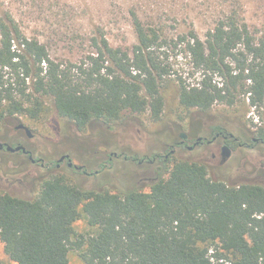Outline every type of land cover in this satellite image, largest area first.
<instances>
[{
    "label": "trees",
    "instance_id": "1",
    "mask_svg": "<svg viewBox=\"0 0 264 264\" xmlns=\"http://www.w3.org/2000/svg\"><path fill=\"white\" fill-rule=\"evenodd\" d=\"M131 15L133 57L95 36L96 51L79 66L53 60L11 14L1 18L0 121H39L46 100L81 131L97 122L111 127L127 115L160 120L162 87L174 73L156 54L168 42ZM172 43L173 50L184 46L192 64L186 78L171 80L182 109H254L262 123L256 135L264 139V30L233 9L204 39L193 28ZM81 221L91 233L77 231ZM0 241L16 264H69L72 252L84 264H264V186H230L212 180L205 164L185 160H175L149 191L86 190L56 175L33 199L0 192Z\"/></svg>",
    "mask_w": 264,
    "mask_h": 264
},
{
    "label": "rangeland",
    "instance_id": "2",
    "mask_svg": "<svg viewBox=\"0 0 264 264\" xmlns=\"http://www.w3.org/2000/svg\"><path fill=\"white\" fill-rule=\"evenodd\" d=\"M233 9L240 11L252 28L264 30V0H0V19L11 14L26 36L38 39L46 45L53 60L66 65L79 66L87 61V56L96 51L92 41L95 36L99 39L104 36L112 47L121 48L133 57L137 38L131 13L135 12L145 25L156 26L167 39L168 46L156 55L174 73L162 87L165 107L158 121H153L148 113L127 115L111 127L97 122L81 131L72 121L59 117L50 100H46L48 109L39 121L27 116L5 117L0 121V144L14 146L22 142L46 164L68 154L74 164L93 174L86 175L67 164L42 168L32 165L20 153L0 151V192L33 199L43 181L56 175H65L86 190L120 192L139 187L149 191L151 180L175 160H202L212 180L230 186L247 183L264 186L262 144L248 148L234 144L235 155L224 166L213 162L210 155L202 159V150L182 147H176V153L163 163L172 146L181 141V134L194 141L198 136L210 138L213 128H223L248 140L262 124L256 110L239 105H216L209 112L183 110L178 87L171 82L176 74L186 78L192 73L184 46L172 49L178 34L194 28L204 39L216 20ZM197 77L190 81L196 82ZM20 124L31 130L32 139L17 129ZM154 155L158 160L151 165L148 159ZM77 231L92 232L85 221L77 224ZM0 264H16L5 253L1 241ZM69 264L84 263L77 252H72Z\"/></svg>",
    "mask_w": 264,
    "mask_h": 264
},
{
    "label": "flooded vegetation",
    "instance_id": "3",
    "mask_svg": "<svg viewBox=\"0 0 264 264\" xmlns=\"http://www.w3.org/2000/svg\"><path fill=\"white\" fill-rule=\"evenodd\" d=\"M18 130H21V129H18ZM22 131H24L26 134V135H24V137L27 136L30 139L33 138V136L29 137L25 130H22ZM248 137H249L248 140L241 139L239 137H236L234 134L229 133L226 129H223V128H219V129L213 128L212 133L210 135V138H207L204 136H198L195 138L194 141H190L189 140L190 137L187 134H181L180 135L181 141L178 142L176 146H172L173 150H171L170 153L163 158V163L167 162L169 155H173L176 153V150H175L176 147H182L184 149H188L189 151H194L197 149L202 150V153L200 155V157L202 159L210 155L212 157L213 162H218L220 166H224L235 155L234 144H236L238 148H242V147L248 148V147H251V145H257V144L264 145V139L259 138L256 135V131ZM219 140H222L221 143H219L218 145H216L214 147V144ZM2 145H9V144L3 143ZM9 146H11V145H9ZM17 146H24V144L22 142H18L16 145H14L12 147H17ZM224 147H228V158L227 159H225L223 156ZM0 151H7V150H6V148H4L3 150H0ZM28 151L30 152L29 154H25V153H23V151H20L17 153H20L24 157H26L31 162L32 165L41 166L42 168H49L52 164H55L57 168H60V166L62 164H67L69 168H73L75 170L81 171L82 173H84L86 175H92L93 174V173H88L84 166L79 167L76 164H74L72 162L70 155H68V154L63 155V156H69V157L66 158L60 164L58 163V161L63 156L59 160H57L56 162H50L49 164H46L44 159L39 158L37 156H34V154L31 150H28ZM7 152H9V151H7ZM126 159H128V158H126ZM133 160L135 161L136 159H133ZM157 160H158V156L154 155L152 158L148 159V163H150L151 165H154L157 162ZM195 162L205 164L202 160L195 161ZM139 163H142V162L139 161ZM69 164H72V166H70ZM76 166L78 167V169L76 168ZM206 167H207V165H206ZM166 169H168V168L165 167L163 173L162 172L158 173L157 177L152 179L150 183L153 184L156 180H158L160 178V176L166 172ZM99 172L100 171H97L95 173L98 174Z\"/></svg>",
    "mask_w": 264,
    "mask_h": 264
},
{
    "label": "water",
    "instance_id": "4",
    "mask_svg": "<svg viewBox=\"0 0 264 264\" xmlns=\"http://www.w3.org/2000/svg\"><path fill=\"white\" fill-rule=\"evenodd\" d=\"M17 128L18 129H21V130H25L29 137H32L33 136L32 133H31V130L27 126H25L24 124L18 125ZM4 148H6L7 151L12 152V153H17V152H20V151H23V153H25V154H29L30 153L24 146L12 147V146H9V145H2V144H0V150H3ZM223 156H224L225 159L228 158V147H224V149H223ZM68 157L69 156H63L58 161V163L59 164L62 163ZM69 165L72 166V164H69ZM76 168L78 169L77 166H76Z\"/></svg>",
    "mask_w": 264,
    "mask_h": 264
},
{
    "label": "bare ground",
    "instance_id": "5",
    "mask_svg": "<svg viewBox=\"0 0 264 264\" xmlns=\"http://www.w3.org/2000/svg\"><path fill=\"white\" fill-rule=\"evenodd\" d=\"M2 258V257H1Z\"/></svg>",
    "mask_w": 264,
    "mask_h": 264
}]
</instances>
